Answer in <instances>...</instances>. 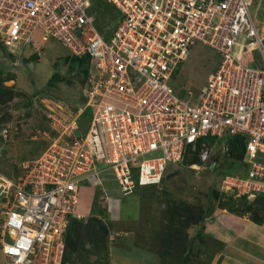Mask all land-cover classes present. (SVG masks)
<instances>
[{
  "label": "built area",
  "instance_id": "1",
  "mask_svg": "<svg viewBox=\"0 0 264 264\" xmlns=\"http://www.w3.org/2000/svg\"><path fill=\"white\" fill-rule=\"evenodd\" d=\"M106 1L119 18L100 27L95 0H0V61L40 52L52 38L90 65L83 103L70 122L56 119L49 148L17 177L0 170L7 264H62L84 183L101 185L109 170L124 195L158 185L207 137L225 151L244 141V174L227 175L225 186L264 196V15L253 16L255 0ZM197 43L218 53V65L203 90L180 96L170 81ZM117 202L109 201L112 218Z\"/></svg>",
  "mask_w": 264,
  "mask_h": 264
},
{
  "label": "rangeland",
  "instance_id": "2",
  "mask_svg": "<svg viewBox=\"0 0 264 264\" xmlns=\"http://www.w3.org/2000/svg\"><path fill=\"white\" fill-rule=\"evenodd\" d=\"M251 10L261 20L264 0H255ZM44 45L40 52L30 50L14 61H0V170L9 177L19 176L23 163L42 155L58 137L56 119L70 122L83 103L81 67L67 58L71 53L62 43L49 38ZM33 54L39 55L38 62L31 59ZM218 58L213 48L195 44L170 81L174 91L180 96L188 91L198 94L217 68ZM56 71L62 81L48 86ZM36 90L41 92L34 94ZM90 116L88 108L81 126L86 127ZM5 128L8 140L1 136ZM223 142L198 145L192 151L199 149L201 157L194 163L169 164L160 184L141 186L128 195L122 194L109 170L101 173V185L84 183L77 219L83 225L87 251L83 259H70L67 264H179L186 257L183 264H235L237 247L248 244L243 241L263 238L264 223H256L253 217H264V201L244 199L225 186L227 175L241 176L244 169L228 158ZM211 190L218 195L213 197L211 213L204 217L201 211ZM112 200H118L115 218L109 211ZM173 215L181 222H172ZM94 217L108 228L102 242L89 240L93 236L88 224ZM0 264H7L1 250Z\"/></svg>",
  "mask_w": 264,
  "mask_h": 264
},
{
  "label": "trees",
  "instance_id": "3",
  "mask_svg": "<svg viewBox=\"0 0 264 264\" xmlns=\"http://www.w3.org/2000/svg\"><path fill=\"white\" fill-rule=\"evenodd\" d=\"M94 9L98 14V20L100 22V27H104L107 24H110L112 22H116L119 18V12L115 6H113L111 3H109L106 0H95L94 3ZM69 58L73 64H76L81 67V70L83 72V87L85 86V83L87 81L88 75H89V57L87 56H77V55H69ZM31 59L34 62L39 61V55L33 54L31 56ZM63 76L60 74L59 71H56L53 73V75L50 77L48 81V86H55L59 81H62ZM41 92V90H36L34 94H37ZM205 142H208L210 144L212 141H215L214 138L207 137L202 139ZM231 146L228 149V158L233 159L234 163L237 161L239 162L245 153V144L244 141L240 137H235L230 141ZM201 146V142L199 143V147ZM230 153L232 155L230 156ZM193 155L194 158L190 155ZM201 152L198 150L192 151V149H189L186 157L184 159V162L186 164H191L196 161V159L201 157ZM241 165V164H240ZM242 166V165H241ZM218 195V193L215 192V190H211L207 193V200L204 209L201 211V216L204 215L207 216L211 213L213 209V197L214 195ZM244 199H247V195L243 197ZM256 201H264V196L260 195L257 197ZM202 219V217H201ZM253 220L258 224L264 223V217H253ZM180 221L179 218H175L174 215L172 216V222ZM172 226H176V224H172ZM81 227L83 228V225L81 221L77 218H72L70 225L67 230V234L65 237L66 241V248H65V254L62 264H67L70 262V259H83L85 257V252L87 251L85 244L87 242V238L85 235L81 232ZM88 233L93 236V239L89 238V240H92L93 243L97 241H104L107 234H108V228L105 223L98 217H94L91 222L88 224ZM74 256V257H73ZM187 258V257H186ZM186 258H182V261L179 264H183L187 261ZM178 264V263H177Z\"/></svg>",
  "mask_w": 264,
  "mask_h": 264
},
{
  "label": "crops",
  "instance_id": "4",
  "mask_svg": "<svg viewBox=\"0 0 264 264\" xmlns=\"http://www.w3.org/2000/svg\"><path fill=\"white\" fill-rule=\"evenodd\" d=\"M1 203L0 201V207ZM262 237L259 242L243 241L245 244L248 243L246 247L239 244L236 257L230 256L234 258L232 262L235 264H264V234Z\"/></svg>",
  "mask_w": 264,
  "mask_h": 264
},
{
  "label": "water",
  "instance_id": "5",
  "mask_svg": "<svg viewBox=\"0 0 264 264\" xmlns=\"http://www.w3.org/2000/svg\"><path fill=\"white\" fill-rule=\"evenodd\" d=\"M232 155V153H230V156Z\"/></svg>",
  "mask_w": 264,
  "mask_h": 264
}]
</instances>
